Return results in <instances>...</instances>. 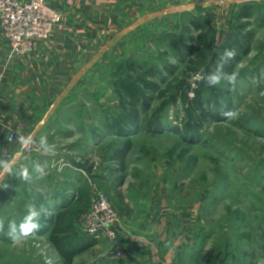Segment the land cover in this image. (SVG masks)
Instances as JSON below:
<instances>
[{"label": "rangeland", "instance_id": "374dc122", "mask_svg": "<svg viewBox=\"0 0 264 264\" xmlns=\"http://www.w3.org/2000/svg\"><path fill=\"white\" fill-rule=\"evenodd\" d=\"M213 14L209 7L193 6L171 26L139 27L136 37L125 39L126 46L111 55L109 66L92 65L87 83L76 87L70 114L58 116L51 132L31 135L36 148L46 136L60 161V175L73 169L89 191H22L17 180L0 191L5 222L0 264H67L52 237L77 252L72 264H136L125 261L122 227L136 238L152 236L159 205L171 210V233L190 238L179 264H264V67L256 64L264 59V36L256 35L251 52L236 65L234 87L223 80L214 87L201 82L196 114L188 102L199 89L195 75L212 73L229 37L239 36L235 17L225 20V33ZM260 26L255 20L248 30L260 33ZM205 33L214 42L201 46L204 57L198 58L191 49ZM126 79L140 95L131 110L120 88ZM128 110L137 112L135 121L126 117ZM228 110L236 117L221 115ZM198 113L206 116L202 122ZM129 139L132 148L124 165L118 164L112 157ZM49 182L41 184L48 189ZM94 187L116 212L115 241H98L80 230ZM30 203L46 210L41 227L13 242L6 235L8 222L19 225ZM123 214L136 215L128 228L120 225Z\"/></svg>", "mask_w": 264, "mask_h": 264}, {"label": "crops", "instance_id": "0c3cea01", "mask_svg": "<svg viewBox=\"0 0 264 264\" xmlns=\"http://www.w3.org/2000/svg\"><path fill=\"white\" fill-rule=\"evenodd\" d=\"M48 2L61 11L63 20L54 29L53 39L36 44L31 54L19 56L12 53L0 32V160L11 162L13 168L11 174L0 168V191L8 189L14 180L19 181L22 191H55L57 195L69 194L64 191L73 193L79 189L89 191L83 183V178L73 169H67L60 175L58 158L45 154L39 144L33 152L18 151L20 143L17 141V134L27 137L36 136L43 130L51 132L55 124L53 122L58 116L66 112L70 114L73 99H78L76 87L87 83L92 65L100 62L109 66L111 55L126 46L125 39L133 40L139 27L151 25L157 28L159 25L160 29L171 26L174 22H181V17L188 11H193V6H197L211 8L215 13L213 15L217 17L218 27L224 30L227 28L226 21L235 17L238 33V25L246 23L244 30L248 32L252 23L260 19L261 32L251 31L255 34L254 38L256 35L264 36V0H230L220 7L193 0ZM248 5L254 7L253 15L247 19H238L241 9ZM258 63L264 67V59L256 62ZM12 133L15 139L13 143H9L7 139ZM8 153L13 154L12 159L4 156ZM112 158L121 164L119 158ZM34 162L46 164V174L43 177L38 178V174L33 171ZM21 166L29 168L33 177L31 182H26L16 175ZM60 176L62 181L58 183ZM50 180L52 185L45 189L44 184L50 183ZM41 181L44 182L43 185ZM97 191L99 190L94 187L88 202L91 203ZM62 204L65 208L66 205ZM157 208L160 220L154 223L152 236L143 235L136 238L135 233H130L123 226V222L128 223V228L131 222L136 221V215L123 214L120 222V225L123 223L120 242L128 254L125 261L133 259L136 264H179L182 260L180 253L188 245L190 238L174 236L171 233V210L166 205H159Z\"/></svg>", "mask_w": 264, "mask_h": 264}, {"label": "built area", "instance_id": "2783aa9c", "mask_svg": "<svg viewBox=\"0 0 264 264\" xmlns=\"http://www.w3.org/2000/svg\"><path fill=\"white\" fill-rule=\"evenodd\" d=\"M192 1V0H189ZM203 4L220 7L230 0H193ZM70 3V1H68ZM61 11L51 5L48 0H0V32L12 53L29 55L36 44L51 41L54 29L62 23ZM33 138V137H32ZM14 134L8 136V142L13 143ZM36 140L30 145L20 144L18 151L33 152ZM12 159L13 154L4 155ZM118 218L114 208L105 196L99 192L92 200L91 208L83 215L80 230L86 237L98 241L117 238ZM117 251L114 256H120Z\"/></svg>", "mask_w": 264, "mask_h": 264}, {"label": "clouds", "instance_id": "9594fccd", "mask_svg": "<svg viewBox=\"0 0 264 264\" xmlns=\"http://www.w3.org/2000/svg\"><path fill=\"white\" fill-rule=\"evenodd\" d=\"M236 50L235 49H226L224 54L220 58V62L217 64L216 69L208 74L207 76L202 75L201 73H197L195 75V80L198 82H203L209 87H214L219 85L221 81H226L227 84L232 85L233 87L237 81V74L235 72L226 73L224 71V66L228 64L230 61L234 60L236 57ZM221 115L228 119H233L236 117V112L233 110H228ZM17 141L22 145H30L33 143L32 136H24L22 134H17ZM39 146L43 150V152L47 155H55L54 146L49 145L46 136H42L39 141ZM33 171L38 174L39 177H43L46 172V164H41L40 162L33 163ZM0 168H2L5 172L12 173V163L7 160H0ZM16 175L19 178L23 179L26 182H31L32 175L29 172V168L27 166H21L18 173ZM7 187V186H6ZM46 211L41 208H37L34 203H30L27 206V214L24 216L23 220L19 225H17L14 221L8 222V231L6 235L13 240V242L17 241L22 237H28L29 235L35 234L39 231L40 225V218L42 212ZM4 220L0 219V232H4Z\"/></svg>", "mask_w": 264, "mask_h": 264}, {"label": "trees", "instance_id": "16d2710c", "mask_svg": "<svg viewBox=\"0 0 264 264\" xmlns=\"http://www.w3.org/2000/svg\"><path fill=\"white\" fill-rule=\"evenodd\" d=\"M253 6L248 5V6H244L240 13L238 14V19H247L250 18L253 15ZM247 24H243V25H238L237 28L239 30V36L236 35H232L229 37L228 39V44L226 46L227 49H235L236 50V57L234 60L230 61L228 64H226L224 66V70L226 73H232L234 72L235 67H237L236 65L238 63H240L242 61V59L249 55V53L252 50V44H253V39H254V32L249 30L248 32H245V28H246ZM243 31V32H242ZM198 41H199V47H192V51H195L197 54V57L199 58H203L204 54H203V49L201 48V46L207 47L213 45L214 39L213 38H209L208 33L206 34H202L200 35V37H198ZM120 88L122 89L123 94L125 95V98L128 99L130 102L126 103V105H130V109L134 108L136 106V104L139 102V91L138 88L136 87V84H134L133 81L128 80H123L120 83ZM202 88V89H201ZM203 92V85L200 82L199 83V89L197 91H195V98L193 99H189L188 98V102L190 103V105L195 109V111L199 108L197 105H199V100L202 98V93ZM193 109V110H194ZM129 110L127 111L126 117L129 116ZM200 113V112H199ZM198 113V119L200 122H202L204 119V117L206 118V116L201 117L202 115ZM197 114V111H196ZM131 116V120H136L137 119V112L136 115L135 114H130ZM132 142L129 139L128 141L125 142V146L122 147V149H118L116 150V158H119V161L121 163V165H124V159L126 157V155L128 154V152L131 150L132 148ZM59 232V230L56 229V233ZM51 241L53 243V245L56 247V249L58 250V252L60 253L61 257H63L66 261L67 264H72L73 259L75 257V255L77 254V252L75 251H70L69 248L65 245H62L61 242L59 240H57L55 237L51 238Z\"/></svg>", "mask_w": 264, "mask_h": 264}]
</instances>
